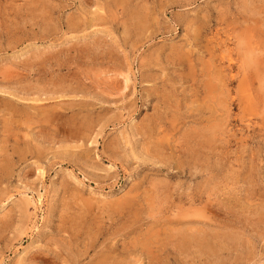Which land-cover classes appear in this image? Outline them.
<instances>
[{
  "label": "rangeland",
  "instance_id": "obj_1",
  "mask_svg": "<svg viewBox=\"0 0 264 264\" xmlns=\"http://www.w3.org/2000/svg\"><path fill=\"white\" fill-rule=\"evenodd\" d=\"M0 264H264V0H0Z\"/></svg>",
  "mask_w": 264,
  "mask_h": 264
},
{
  "label": "bare ground",
  "instance_id": "obj_2",
  "mask_svg": "<svg viewBox=\"0 0 264 264\" xmlns=\"http://www.w3.org/2000/svg\"><path fill=\"white\" fill-rule=\"evenodd\" d=\"M252 67V66H251ZM24 210V209H23Z\"/></svg>",
  "mask_w": 264,
  "mask_h": 264
}]
</instances>
